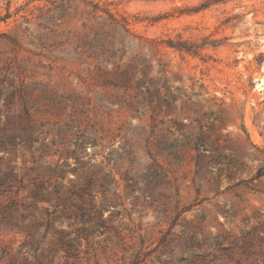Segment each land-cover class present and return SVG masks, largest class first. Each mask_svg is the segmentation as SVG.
Returning <instances> with one entry per match:
<instances>
[{
  "label": "rangeland",
  "instance_id": "obj_1",
  "mask_svg": "<svg viewBox=\"0 0 264 264\" xmlns=\"http://www.w3.org/2000/svg\"><path fill=\"white\" fill-rule=\"evenodd\" d=\"M203 1L0 0V264H264V0Z\"/></svg>",
  "mask_w": 264,
  "mask_h": 264
},
{
  "label": "trees",
  "instance_id": "obj_2",
  "mask_svg": "<svg viewBox=\"0 0 264 264\" xmlns=\"http://www.w3.org/2000/svg\"><path fill=\"white\" fill-rule=\"evenodd\" d=\"M223 0H204L202 3H200L198 6L194 7L191 12H199L205 9H208L214 4H217L219 2H222ZM180 43L175 46L178 50L184 51L190 54L199 55L201 53V50L203 49V45H198L197 42L192 43H186L179 41ZM205 45V44H204ZM259 62L264 61V54L260 53L258 55Z\"/></svg>",
  "mask_w": 264,
  "mask_h": 264
}]
</instances>
